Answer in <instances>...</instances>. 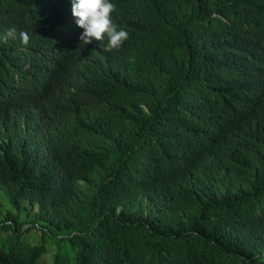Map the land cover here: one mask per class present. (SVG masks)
I'll return each mask as SVG.
<instances>
[{"label":"trees","instance_id":"1","mask_svg":"<svg viewBox=\"0 0 264 264\" xmlns=\"http://www.w3.org/2000/svg\"><path fill=\"white\" fill-rule=\"evenodd\" d=\"M70 1L0 0V264H264V0Z\"/></svg>","mask_w":264,"mask_h":264},{"label":"clouds","instance_id":"2","mask_svg":"<svg viewBox=\"0 0 264 264\" xmlns=\"http://www.w3.org/2000/svg\"><path fill=\"white\" fill-rule=\"evenodd\" d=\"M66 21L71 24L73 41L94 52H114L128 40L126 25L115 17V0H71L65 7ZM19 38L22 45H27L30 36L25 31L17 34L15 27H10L0 34V43Z\"/></svg>","mask_w":264,"mask_h":264},{"label":"rangeland","instance_id":"3","mask_svg":"<svg viewBox=\"0 0 264 264\" xmlns=\"http://www.w3.org/2000/svg\"><path fill=\"white\" fill-rule=\"evenodd\" d=\"M28 232H30V231H28ZM32 240L33 241H36L37 240V237L36 236L35 237H32ZM49 251H51V247L50 246L49 247L47 246L46 253L49 252ZM45 260H46V261H44L45 264H50L51 263L50 256L48 258L46 257Z\"/></svg>","mask_w":264,"mask_h":264}]
</instances>
